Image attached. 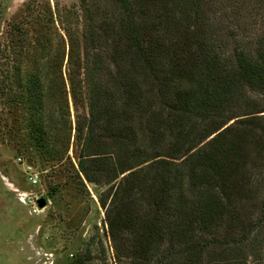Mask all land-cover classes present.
Here are the masks:
<instances>
[{"label": "trees", "instance_id": "trees-1", "mask_svg": "<svg viewBox=\"0 0 264 264\" xmlns=\"http://www.w3.org/2000/svg\"><path fill=\"white\" fill-rule=\"evenodd\" d=\"M112 1L107 31L87 35L91 46L102 38L112 51L104 57L94 52L90 124L85 133L75 128L84 140L76 174L109 184L100 203L114 258L127 264H260L264 101L247 92L264 96V31L247 39L230 31L240 22L235 9L217 28L205 18L201 0ZM251 9L264 14V0ZM136 63L162 100L152 110L159 125L144 130V138L121 121L120 105L139 102L134 87L124 85L126 69ZM30 92L29 133L39 152L52 155L54 127L41 114V95ZM97 99L108 103L99 108ZM83 260L79 255L67 264Z\"/></svg>", "mask_w": 264, "mask_h": 264}, {"label": "rangeland", "instance_id": "rangeland-1", "mask_svg": "<svg viewBox=\"0 0 264 264\" xmlns=\"http://www.w3.org/2000/svg\"><path fill=\"white\" fill-rule=\"evenodd\" d=\"M254 1L201 0L200 7L217 28L228 21L231 9L237 10L240 22H228L230 31L247 39L264 31L263 12L251 9ZM113 6L112 0H0V264H67L79 255L85 257L81 264L128 263L114 258L100 203L109 184L103 177L94 183L76 174L84 140L77 137L75 126H83L85 133L90 124L93 100L87 90L98 69L94 52L101 57L111 53L102 38L94 46L86 39L89 33L107 31ZM232 48L229 41L226 49ZM108 61L113 65L109 57L104 60ZM141 67L136 63L127 68L124 83L134 87L139 102L120 105L121 121L137 138L158 127L152 110L162 101ZM30 90L41 95V114L54 127V155L39 152L29 133L35 108ZM247 94L264 101L259 93ZM103 103L108 101L97 99L95 105L101 108ZM110 113L118 116L116 110ZM100 132L108 136V128ZM31 175H37V182ZM41 197L46 201L43 207L37 205Z\"/></svg>", "mask_w": 264, "mask_h": 264}, {"label": "water", "instance_id": "water-1", "mask_svg": "<svg viewBox=\"0 0 264 264\" xmlns=\"http://www.w3.org/2000/svg\"><path fill=\"white\" fill-rule=\"evenodd\" d=\"M45 199L43 197L37 199V205L43 207L45 205Z\"/></svg>", "mask_w": 264, "mask_h": 264}, {"label": "built area", "instance_id": "built-area-1", "mask_svg": "<svg viewBox=\"0 0 264 264\" xmlns=\"http://www.w3.org/2000/svg\"><path fill=\"white\" fill-rule=\"evenodd\" d=\"M29 178L32 182H37V175H31Z\"/></svg>", "mask_w": 264, "mask_h": 264}, {"label": "bare ground", "instance_id": "bare-ground-1", "mask_svg": "<svg viewBox=\"0 0 264 264\" xmlns=\"http://www.w3.org/2000/svg\"><path fill=\"white\" fill-rule=\"evenodd\" d=\"M7 183V182H6ZM8 184V183H7Z\"/></svg>", "mask_w": 264, "mask_h": 264}]
</instances>
